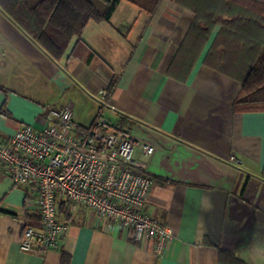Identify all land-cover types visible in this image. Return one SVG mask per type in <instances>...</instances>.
<instances>
[{
	"label": "crops",
	"instance_id": "crops-1",
	"mask_svg": "<svg viewBox=\"0 0 264 264\" xmlns=\"http://www.w3.org/2000/svg\"><path fill=\"white\" fill-rule=\"evenodd\" d=\"M193 21L173 0L153 12L123 0L109 21L88 23L87 50L73 53V40L54 60L0 9V140L43 128L70 102L88 128L109 89L118 112L106 115L135 137L134 157L153 180L147 211L174 233L158 253L153 239L138 242L131 228L75 206L57 249L25 252L24 228L40 222L35 195L0 164V264H221V250L264 264V109L235 110L243 85L204 62L219 26L187 78L169 72Z\"/></svg>",
	"mask_w": 264,
	"mask_h": 264
},
{
	"label": "built area",
	"instance_id": "built-area-1",
	"mask_svg": "<svg viewBox=\"0 0 264 264\" xmlns=\"http://www.w3.org/2000/svg\"><path fill=\"white\" fill-rule=\"evenodd\" d=\"M100 98L88 128L75 122L70 102L49 111L43 128L23 125L0 140V164L15 184L33 190V207L40 214V226L24 228L20 247L25 252L46 254L60 246L70 226L58 214L61 201L94 209L100 219L131 228L138 242L153 239L158 253L174 238L172 229L147 211L153 180L145 163L134 157L135 137L122 120L106 116L107 111L118 112L109 89ZM143 150L149 156L155 147L143 144Z\"/></svg>",
	"mask_w": 264,
	"mask_h": 264
},
{
	"label": "trees",
	"instance_id": "trees-1",
	"mask_svg": "<svg viewBox=\"0 0 264 264\" xmlns=\"http://www.w3.org/2000/svg\"><path fill=\"white\" fill-rule=\"evenodd\" d=\"M123 0H0V9L60 60L75 40L87 50L83 33L90 21H109ZM153 12L160 0H126ZM194 13V21L169 70L187 78L219 26L204 62L243 85L235 110L264 109V0H173ZM91 55L94 52L91 51ZM0 89L6 91L0 86ZM6 113V112H5ZM264 178V172H263ZM73 206L59 202L58 214L70 217ZM31 219L35 215H29ZM40 218V214H38ZM36 216V218H37ZM30 225V224H28ZM41 220L38 225L40 226ZM221 264H246L220 251Z\"/></svg>",
	"mask_w": 264,
	"mask_h": 264
},
{
	"label": "rangeland",
	"instance_id": "rangeland-1",
	"mask_svg": "<svg viewBox=\"0 0 264 264\" xmlns=\"http://www.w3.org/2000/svg\"><path fill=\"white\" fill-rule=\"evenodd\" d=\"M107 116V115H106ZM108 117V116H107ZM109 118V117H108Z\"/></svg>",
	"mask_w": 264,
	"mask_h": 264
}]
</instances>
